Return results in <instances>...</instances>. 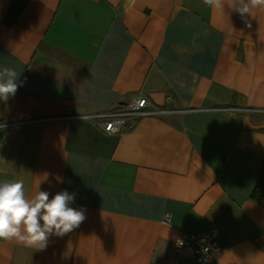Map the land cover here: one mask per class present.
Returning <instances> with one entry per match:
<instances>
[{
  "label": "crops",
  "instance_id": "crops-1",
  "mask_svg": "<svg viewBox=\"0 0 264 264\" xmlns=\"http://www.w3.org/2000/svg\"><path fill=\"white\" fill-rule=\"evenodd\" d=\"M3 67L0 181L75 193L86 218L44 249L0 240V264H201L175 241L208 230L206 264H264V10L0 0ZM135 97L163 113L116 133L77 118Z\"/></svg>",
  "mask_w": 264,
  "mask_h": 264
},
{
  "label": "clouds",
  "instance_id": "clouds-1",
  "mask_svg": "<svg viewBox=\"0 0 264 264\" xmlns=\"http://www.w3.org/2000/svg\"><path fill=\"white\" fill-rule=\"evenodd\" d=\"M221 15L226 8L251 15L264 10V0H204ZM18 74L13 68H0V100L6 101L18 88ZM75 193L61 190L52 195L39 191L26 195L23 180L0 181V240H15L34 249H44L50 236H64L77 228L86 218L85 209L70 205Z\"/></svg>",
  "mask_w": 264,
  "mask_h": 264
},
{
  "label": "built area",
  "instance_id": "built-area-1",
  "mask_svg": "<svg viewBox=\"0 0 264 264\" xmlns=\"http://www.w3.org/2000/svg\"><path fill=\"white\" fill-rule=\"evenodd\" d=\"M249 110L255 111L254 109ZM160 113L163 112L159 109L151 108L146 98L135 97L124 106L108 111L77 116V118L97 122L105 132L116 133L124 127H129L130 121L134 118L148 117ZM214 238L215 230H208L198 235L181 236L175 241L176 251L180 252L191 241L195 244L192 250L194 258L197 262L206 264L212 260L213 253L216 250Z\"/></svg>",
  "mask_w": 264,
  "mask_h": 264
},
{
  "label": "trees",
  "instance_id": "trees-1",
  "mask_svg": "<svg viewBox=\"0 0 264 264\" xmlns=\"http://www.w3.org/2000/svg\"><path fill=\"white\" fill-rule=\"evenodd\" d=\"M255 198L257 200H260L261 197L264 194V168L262 169L261 176L259 178V181L254 189Z\"/></svg>",
  "mask_w": 264,
  "mask_h": 264
},
{
  "label": "rangeland",
  "instance_id": "rangeland-1",
  "mask_svg": "<svg viewBox=\"0 0 264 264\" xmlns=\"http://www.w3.org/2000/svg\"><path fill=\"white\" fill-rule=\"evenodd\" d=\"M184 236V235H183Z\"/></svg>",
  "mask_w": 264,
  "mask_h": 264
}]
</instances>
